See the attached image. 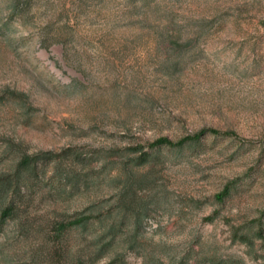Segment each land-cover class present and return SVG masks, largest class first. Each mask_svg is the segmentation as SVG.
Instances as JSON below:
<instances>
[{
    "label": "rangeland",
    "instance_id": "374dc122",
    "mask_svg": "<svg viewBox=\"0 0 264 264\" xmlns=\"http://www.w3.org/2000/svg\"><path fill=\"white\" fill-rule=\"evenodd\" d=\"M24 157L0 264L44 258L47 225L94 203L124 264H264V0H0V177Z\"/></svg>",
    "mask_w": 264,
    "mask_h": 264
},
{
    "label": "trees",
    "instance_id": "16d2710c",
    "mask_svg": "<svg viewBox=\"0 0 264 264\" xmlns=\"http://www.w3.org/2000/svg\"><path fill=\"white\" fill-rule=\"evenodd\" d=\"M209 133L219 135L215 131ZM205 134H207L206 131H201L193 139H183L177 143L161 139L154 142L151 148L159 149L163 146L181 148L189 141L192 143L197 142ZM140 156L141 162H146L150 158V153L141 152ZM38 159L39 157H24L19 162L12 178L0 177V224L6 220L14 221L16 225H20V222H22L18 217L17 203L21 202L23 197L15 188H18L20 185L24 186L28 178L30 179L34 176ZM65 178L63 176V180ZM83 183L84 181L82 180L72 182L70 185L71 191L77 190ZM234 187V182L226 185L220 197L226 198L230 196ZM118 211L117 218L122 222L126 218V210L125 208H119ZM110 213L111 211H105L97 203H94L72 217L64 215L55 217L54 221L47 225L45 233V238L50 243L51 250L44 258L40 254H35L31 259L32 264H95L106 257H109V264H124L120 253L122 245L118 241L120 226H117L116 221L107 222ZM72 234L80 242L77 251L74 253L67 247L68 238ZM240 242L249 245L250 237L245 234L240 239ZM201 260L203 264L242 263L241 259L229 258L221 260L214 255L207 256Z\"/></svg>",
    "mask_w": 264,
    "mask_h": 264
}]
</instances>
